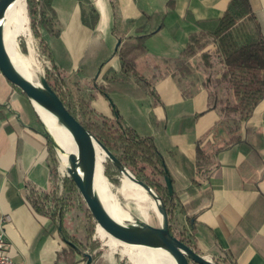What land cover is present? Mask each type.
<instances>
[{
  "label": "crops",
  "instance_id": "crops-1",
  "mask_svg": "<svg viewBox=\"0 0 264 264\" xmlns=\"http://www.w3.org/2000/svg\"><path fill=\"white\" fill-rule=\"evenodd\" d=\"M228 1L117 0L124 20L142 22L152 16L144 31L159 28L165 15V26L145 38L136 58L139 74L151 84L149 93L133 78L131 85L115 84L108 96L94 87L120 74L110 0H52L58 36L48 40L75 100H88L94 115L118 117L137 136L152 139L171 176L177 226L186 229L194 250L223 264H264V97L234 127L214 102L200 57L190 58L181 69L173 62L189 34L199 29L196 21L218 18ZM255 4L264 31V0ZM140 33L134 26L128 30ZM135 41L133 37L128 43ZM218 90L216 100L231 99L223 86ZM36 112L0 71V226L8 252L19 264H85L63 240L61 222L54 225L26 199L31 190L56 187L47 136ZM69 213L73 221L66 225L67 212L65 230L81 236L83 219L75 216L78 211ZM109 249L101 243L91 264H135Z\"/></svg>",
  "mask_w": 264,
  "mask_h": 264
},
{
  "label": "trees",
  "instance_id": "trees-1",
  "mask_svg": "<svg viewBox=\"0 0 264 264\" xmlns=\"http://www.w3.org/2000/svg\"><path fill=\"white\" fill-rule=\"evenodd\" d=\"M38 2L39 5L37 0H26V13L28 26L37 36L41 51L50 63V69L45 73L47 82L69 112L85 128L99 139L124 166H130L139 177L138 179L158 192L165 204L170 232L193 248L186 229L177 227L174 192L168 189L164 180V176H168L171 181V176L165 160L156 150L152 139L137 136L124 127L118 117L110 120L94 115L88 100L73 98L66 76L60 74L56 68L49 45V36H58L52 0H38ZM110 2L114 11L113 32L119 40L116 52L120 61V74L119 77L110 79L107 85H94V87L108 96L109 92L115 89V84L131 85L130 78H133L134 84L138 85L140 90L149 93L151 84L139 74L136 58L138 52L145 48V38L165 26V15L159 21V28L157 24L144 31L147 21L149 22L152 16L147 15L142 22L139 19L124 20L119 15L117 0H110ZM256 9L255 0H229L218 18L196 21L199 29L189 34L183 50L173 61L181 69L183 66L187 67V60L190 58L200 57V68L209 79L214 102L219 105L225 117L233 121L234 127L245 121L255 105L264 97V31ZM131 26L136 27V31L141 33L137 36L128 34ZM133 37L136 43L131 45L128 42ZM210 48L213 49L209 50ZM217 66H219L218 69H216ZM221 86L231 93V99L219 97L216 100ZM39 125L43 129L41 121ZM232 139L237 141L239 137L234 135ZM48 144L51 157L53 149L49 141ZM197 151V164H200L201 153L199 149ZM107 163L114 168L110 160ZM107 167L105 166L104 170ZM114 171L116 172L115 168ZM51 172L53 173L52 166ZM62 183L63 188L60 194L56 192V189L51 192L31 190L26 199L35 212L49 216L54 225L61 222L64 237L80 250L68 244L71 252L82 256V252L87 251L95 258L100 253L98 250L100 244L93 238L96 222L71 178L67 176ZM77 209L79 213L75 216H80L84 221L83 236L69 233L63 226L65 214L75 212ZM174 229L178 230V234ZM82 258L85 259L83 256ZM210 258L218 264H223L218 258ZM190 264L197 263L190 262Z\"/></svg>",
  "mask_w": 264,
  "mask_h": 264
},
{
  "label": "water",
  "instance_id": "water-1",
  "mask_svg": "<svg viewBox=\"0 0 264 264\" xmlns=\"http://www.w3.org/2000/svg\"><path fill=\"white\" fill-rule=\"evenodd\" d=\"M15 1L0 0V71L8 81L25 93L35 111L34 103L52 114L56 118V121L71 134L75 143V151L66 153L67 165L65 169L67 175L75 183L96 225L100 226L108 235L122 243V245L147 246L165 250L172 256L175 264H190V262L197 264H218L211 258L196 252L191 246L170 232L168 215L161 196L151 186L134 177L120 160L69 112L60 97L47 82L43 73H38L35 79H31L16 68L6 50L3 40L4 14ZM37 4L39 5L38 1ZM118 43L119 40L117 41V45ZM36 114L44 127L47 140L51 146L55 151L64 153L66 150L57 141L52 129L39 117L37 112ZM96 147H100L104 151L105 159L108 158L122 175L140 186L146 195L152 198L160 215L158 226L151 225L136 216L132 217V221L130 222L121 223L107 212L94 186L97 162ZM164 180L171 191L172 184L169 177L164 176ZM58 228L60 229L59 224ZM62 238L67 244L72 245L76 250L80 251L79 247L70 240L64 236ZM82 256L85 258V264H91L92 256L90 253L87 251L82 252Z\"/></svg>",
  "mask_w": 264,
  "mask_h": 264
},
{
  "label": "bare ground",
  "instance_id": "bare-ground-1",
  "mask_svg": "<svg viewBox=\"0 0 264 264\" xmlns=\"http://www.w3.org/2000/svg\"><path fill=\"white\" fill-rule=\"evenodd\" d=\"M26 2L25 0H16L5 12L3 18L4 24V45L6 50L16 66V68L26 77L35 79L38 72L36 68L37 62H33L28 57L22 56L14 48H17V36L19 34H26L29 36L28 20L26 15ZM32 68H35V70ZM41 73V72H38ZM35 108L39 112V117L47 124V126L54 132L55 138L65 148V152L56 151L60 155L63 170L66 171L67 165V152L75 151V143L69 131L56 121V118L48 111L43 109L38 104L34 103ZM96 172L94 177L95 191L102 202L107 212L118 222L127 223L132 221V216L125 213L123 208L119 205L118 201L112 196L105 176L102 172L104 167L102 164L105 160V153L100 147H96ZM103 166V167H102ZM62 170V168H61ZM133 182V181H132ZM134 185H137L133 182ZM138 186V185H137ZM140 187V186H139ZM140 190L142 188L140 187ZM143 191V190H142ZM144 192V191H143ZM145 193V192H144ZM146 194V193H145ZM148 196V195H147ZM155 205V204H154ZM159 215V213H158ZM144 220V219H143ZM145 221V220H144ZM160 223V215H159ZM96 226V232L101 236L106 237L111 245L121 244L119 241L108 235L100 226ZM124 245V244H123ZM128 247L129 252L122 250L123 253L138 259L137 264H175L172 256L165 250L159 248H152L147 246L124 245Z\"/></svg>",
  "mask_w": 264,
  "mask_h": 264
},
{
  "label": "rangeland",
  "instance_id": "rangeland-1",
  "mask_svg": "<svg viewBox=\"0 0 264 264\" xmlns=\"http://www.w3.org/2000/svg\"><path fill=\"white\" fill-rule=\"evenodd\" d=\"M25 2H26V0H25ZM25 10H26V7H25ZM26 15H27V13H26ZM27 20H28V17H27ZM28 29L30 31L29 36L26 34H22V33L17 36V48H14V49L16 51H18L22 56L28 57L33 62H37L36 68L38 69V72L43 73L45 76L46 71H48V69H50V63H49L48 59L46 58V56L41 51V46H40V43H39L37 36L32 32L30 26H28ZM33 69L35 70V68H32V70ZM38 72L36 73V75L38 74ZM36 75H35V78H36ZM52 149H53L51 151V154H52L51 163H52V169H53L52 175L56 179V187H55L56 192L58 194H60L62 192V188H63L62 182L68 175H67V172L65 170H63V166H62V163L60 161L61 160L60 155L58 153H56V151L53 147H52ZM108 160L109 159L106 158V161L104 160L102 165L103 166L105 165L107 167L108 166V163H107ZM104 167L102 168V172H103L105 179L107 181L108 188H109L112 196L118 201L119 205L123 208L124 212L127 214L129 213L132 217L136 216V217H139L141 219H144L146 222H148L151 225L158 226L159 225V215H158L156 206L154 205L152 198L147 196L142 190H140L139 186L134 185L132 180H130L128 177L122 175L115 166H114V168L116 169V172L114 171V168L111 166H108L106 168V170H104L105 169ZM125 167H126V169H128L130 171V173L134 177H136L137 179L139 178L130 166L127 165ZM61 168H62V170H61ZM160 178L162 179V177H160ZM153 190L158 194V192L154 188H153ZM77 211H79V210L77 209L75 212H77ZM71 217H72L71 214L68 212V214L66 215L65 223L67 226H70V227H71L72 221H73V220H71ZM174 231L176 234H178L177 229H174ZM80 235L83 236L84 233L80 234ZM93 236H94L93 238L100 245H101V243H104V242L106 244H109V248H110L109 250L110 251L115 250L119 254L123 253L122 250H126V252H129L128 247H126L124 245H121V244L111 245L108 242L106 237H103L98 232H96V226L94 228ZM101 247L105 248V250H106V247H103V246H101ZM126 252H124V254ZM123 256H126V258L131 259L135 264L138 263V259H136L133 256H130L127 254L123 255Z\"/></svg>",
  "mask_w": 264,
  "mask_h": 264
},
{
  "label": "built area",
  "instance_id": "built-area-1",
  "mask_svg": "<svg viewBox=\"0 0 264 264\" xmlns=\"http://www.w3.org/2000/svg\"><path fill=\"white\" fill-rule=\"evenodd\" d=\"M9 244L5 239V232L0 226V264H19L8 252Z\"/></svg>",
  "mask_w": 264,
  "mask_h": 264
}]
</instances>
